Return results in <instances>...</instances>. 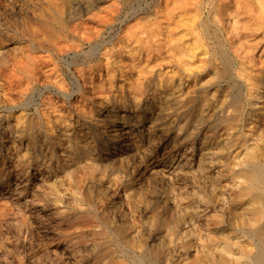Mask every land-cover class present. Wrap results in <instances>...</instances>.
I'll use <instances>...</instances> for the list:
<instances>
[{"label":"rangeland","instance_id":"1","mask_svg":"<svg viewBox=\"0 0 264 264\" xmlns=\"http://www.w3.org/2000/svg\"><path fill=\"white\" fill-rule=\"evenodd\" d=\"M175 1L0 0V264H264V95L260 85L249 90L235 75L247 61L254 75L264 79V15L255 10L264 0H201L195 11L201 22L197 33L203 38L195 45L185 20L194 11L179 9L169 20L164 14L179 1L194 6L196 0ZM210 5L217 6L216 13L209 12ZM239 5L254 29L235 38L215 19L224 17L229 23ZM180 20L186 26L180 27ZM170 34L193 46L192 57L182 56L189 58L188 65L160 45Z\"/></svg>","mask_w":264,"mask_h":264},{"label":"bare ground","instance_id":"2","mask_svg":"<svg viewBox=\"0 0 264 264\" xmlns=\"http://www.w3.org/2000/svg\"><path fill=\"white\" fill-rule=\"evenodd\" d=\"M5 1V0H4ZM22 1V0H21ZM179 1V0H178ZM176 2L175 1V3H179L178 5L177 4H174V6L173 5H171L172 7L171 8H169V9H167L168 7H166V9H167V11H166V13L164 14V17H165V19L167 18L168 20L171 18V17H173V15H175L174 14V12L175 11H177V10H185V11H187V10H189L190 12H193V14H192V16L189 18V20H187V19H185L186 21H190L188 24H186V25H188L187 26V29L189 28V32H190V34H192L193 36H194V39H195V41H194V43H192L193 45H195V43H198V42H202V38H201V36H199V34L197 33L198 32V25H199V23H201L200 22V19H198V18H196V16H197V14H196V11H195V6H201V0H196V2H195V5L194 6H189V4L187 5V6H184V5H181V1H179V2ZM186 1V0H185ZM208 1V0H207ZM210 1V0H209ZM208 1V2H209ZM232 1V0H231ZM235 1V0H234ZM248 1V0H247ZM254 1H256V0H254ZM173 2H174V0H173ZM188 2V1H187ZM192 2H193V0H192ZM213 2V1H212ZM222 2V1H221ZM238 2V1H237ZM236 2V3H237ZM257 2V1H256ZM256 2H253V3H256ZM112 3V2H111ZM164 3H166V2H164ZM185 3V2H184ZM214 3V2H213ZM227 3V2H226ZM228 3H229V1H228ZM248 3V2H247ZM258 3V2H257ZM263 3V2H262ZM261 3V4H262ZM31 4V3H30ZM171 4V3H170ZM217 4V3H216ZM233 4V3H232ZM250 3H248V5H249ZM261 4H260V6H255L256 8H255V10H256V12L258 13L257 15H259V16H262V14L264 15V5L263 6H261ZM112 5V4H111ZM213 5V4H212ZM221 5V4H220ZM226 5V4H225ZM224 5V6H225ZM236 5V4H235ZM244 5H246V4H243V6ZM248 5H246V6H248ZM253 5V4H252ZM259 5V4H258ZM18 7V6H17ZM28 7V6H27ZM58 7V6H57ZM108 7V6H107ZM106 7V8H107ZM131 7V6H130ZM155 7V6H154ZM159 7V6H158ZM217 6H211L210 5V10H209V12H211V13H216V11H217V9L218 8H216ZM223 7V6H222ZM221 7V8H222ZM236 8H235V13L234 14H232V16H231V21L229 22V23H226V22H224L223 21V18H222V20H221V18L220 19H215V23L219 26V27H221V28H223V27H225V28H228V30H229V34L231 35V37H235V38H238L239 37V35L240 34H242L243 32L242 31H245L244 33H246V31H248V30H250V29H254V26H252L253 28H251V26L250 25H247V23H246V17L245 16H242V15H244V14H242L241 15V12H243L244 10H242V9H244V8H242L240 5L239 6H235ZM245 7V6H244ZM49 8V7H48ZM112 8V7H111ZM136 8V7H135ZM156 8H157V6H156ZM200 8V7H199ZM206 8V7H205ZM224 8V7H223ZM242 8V9H241ZM247 9L249 8H251V7H246ZM110 9V8H109ZM109 9H108V11H109ZM115 9V8H114ZM125 9V8H124ZM130 9V8H129ZM128 9V10H129ZM134 9V8H133ZM133 9H131V11L133 10ZM142 9V8H141ZM162 9V8H161ZM166 9H164V10H166ZM234 9V8H233ZM248 9V10H249ZM252 9V8H251ZM17 10V9H16ZM24 10V9H23ZM135 10V9H134ZM157 10H158V8H157ZM226 10V9H225ZM4 10H2V12H3ZM6 11H8V10H6ZM101 11V10H100ZM106 11V10H105ZM104 11V12H105ZM131 11H130V13H131ZM152 11V10H151ZM150 11V12H151ZM201 11V10H200ZM223 11H224V9H223ZM227 11V10H226ZM247 11V10H246ZM16 12V11H15ZM107 12V11H106ZM121 12V11H120ZM129 12V11H128ZM143 11H141V13H142ZM148 12V11H147ZM158 12H160V11H158ZM157 12V13H158ZM189 12V13H190ZM199 12V11H198ZM228 12V11H227ZM226 12V13H227ZM248 12V11H247ZM246 12V13H247ZM250 12H253V11H250ZM18 13H19V11H18ZM95 13V12H94ZM102 13V12H101ZM114 13V12H113ZM129 13V14H130ZM161 13V12H160ZM186 13V12H185ZM220 13H221V11H220ZM13 14V13H12ZM103 14V13H102ZM112 14V13H111ZM125 14V13H124ZM123 14V15H124ZM132 14V13H131ZM229 14V13H228ZM256 14V13H255ZM254 14V15H255ZM15 15H17V14H15ZM107 16H108V14H106ZM114 15V14H113ZM137 15V14H136ZM145 15V14H144ZM208 15V14H207ZM212 15V14H211ZM256 15V16H257ZM132 16V15H131ZM139 16V15H138ZM147 16V15H146ZM157 16V15H156ZM178 16H180V15H178ZM184 16V15H183ZM182 16V17H183ZM185 16H186V14H185ZM188 16V15H187ZM190 16V15H189ZM201 16V15H200ZM221 16V15H220ZM224 16V15H223ZM230 16V15H229ZM253 16V15H252ZM252 16H251V18L250 19H252ZM125 17V16H124ZM161 17V16H160ZM177 17V16H176ZM218 17V16H217ZM263 17V16H262ZM261 17V18H262ZM82 18V17H81ZM90 18V17H89ZM109 18V17H108ZM145 18H147V17H145ZM178 18V17H177ZM213 18V17H212ZM249 18V17H248ZM254 18H255V16H254ZM254 18H253V21H254ZM260 18V19H261ZM107 19V18H106ZM111 19V18H110ZM154 19V18H153ZM152 19V20H153ZM155 19H157L156 17H155ZM154 19V20H155ZM181 19V18H180ZM184 19V18H183ZM214 19V18H213ZM225 19V18H224ZM93 20V19H92ZM117 20V19H116ZM121 20H122V18H121ZM147 20H150V19H147ZM160 20H161V18H160ZM159 20V21H160ZM163 20V19H162ZM177 20V19H176ZM176 20H174V21H176ZM182 20V19H181ZM178 21V23L181 25L180 27H182V25H185V24H183L184 22H182V21ZM258 20V19H257ZM102 21V20H101ZM110 21V20H109ZM112 21V20H111ZM118 21H120V20H118ZM128 21V20H127ZM142 21V20H141ZM144 21V20H143ZM166 21V20H165ZM250 21V20H249ZM259 21V20H258ZM105 22V21H104ZM122 22V21H121ZM152 22H154V21H152ZM151 22V23H152ZM260 22V21H259ZM262 22H264L263 20H262ZM103 23V22H102ZM132 23H134L133 21H132ZM145 23V22H144ZM174 23V22H173ZM209 23V22H208ZM253 23V22H252ZM256 23V22H255ZM99 24V23H98ZM110 24H112V23H110ZM131 24V23H130ZM137 24V23H136ZM140 24V23H139ZM138 24V25H139ZM142 24V23H141ZM147 24H149V23H147ZM175 24H176V22H175ZM174 24V25H175ZM204 24V23H203ZM257 24H260V23H257ZM262 24V23H261ZM261 24H260V26H261ZM82 25V24H81ZM88 25H90V24H88ZM93 25H94V23H93ZM137 25V26H138ZM145 25V24H144ZM159 25V24H158ZM166 25V24H165ZM168 25H170V24H168ZM185 25V26H186ZM201 25V24H200ZM263 25H264V23H263ZM80 26V25H79ZM121 26V25H120ZM132 26V25H131ZM130 26V27H131ZM136 26V27H137ZM140 26V25H139ZM142 26V25H141ZM171 26V25H170ZM185 26H183V27H185ZM206 26V25H205ZM103 27V26H102ZM166 27V26H165ZM179 27V26H178ZM179 27V28H180ZM202 27H203V25H202ZM93 28V27H92ZM105 28V27H104ZM129 28V27H128ZM133 28V27H132ZM131 28V29H132ZM172 28V27H171ZM175 28V27H174ZM260 28V27H259ZM120 29V28H119ZM137 29V28H136ZM142 29V28H141ZM162 29V28H161ZM164 29V28H163ZM167 29V28H166ZM176 29H178V28H176ZM208 29V28H207ZM224 29V28H223ZM87 30V29H86ZM85 30V31H86ZM111 30H113V29H111ZM123 30V29H122ZM125 30V29H124ZM135 30V29H134ZM150 30H153V29H150ZM256 30V29H255ZM254 30V31H255ZM257 30H259V29H257ZM256 30V31H257ZM261 30V29H260ZM259 30V31H260ZM72 31V30H71ZM70 31V32H71ZM95 31H98V30H95ZM108 31V30H107ZM130 31V30H129ZM158 31V30H157ZM159 31H161V30H159ZM169 31V30H168ZM173 31V30H172ZM185 31V30H184ZM264 31V30H263ZM122 32V31H121ZM126 32V31H125ZM137 32V31H136ZM166 32V31H165ZM180 32V31H179ZM251 32V31H250ZM96 33V32H95ZM128 33V32H127ZM131 33H134V32H131ZM147 33V32H146ZM159 33V32H158ZM182 33H183V31H182ZM204 33V32H203ZM248 33V32H247ZM139 34V33H138ZM166 34H167V32H166ZM206 34V33H205ZM228 34V33H227ZM73 35V34H72ZM81 35V34H80ZM95 35H97V34H95ZM121 35H123V34H121ZM135 35V34H134ZM133 35V36H134ZM137 35V34H136ZM150 35V34H149ZM169 35V34H168ZM171 35V34H170ZM184 35V34H183ZM209 35V34H208ZM213 35V34H212ZM215 35V34H214ZM243 35V34H242ZM256 35V34H255ZM66 36V35H65ZM103 36V35H102ZM109 36V35H108ZM160 36V35H159ZM206 36V35H205ZM210 36V35H209ZM224 36V35H223ZM226 36V35H225ZM77 37V36H76ZM79 37V36H78ZM89 37V36H88ZM100 37V36H99ZM120 37V36H119ZM129 37V36H128ZM139 37H141V36H139ZM152 37H154L153 35H152ZM157 37H158V34H157ZM165 37H167V39L165 38ZM165 37H164V39H162L161 41H159V42H161L160 43V45H162V46H165V47H167L168 49L169 48H171L172 50H174V51H172L173 52V56H175L176 57V59L178 60V62H181L182 60H183V62L185 61V64L186 65H188L189 64V61H187V60H185L184 58H182V56H187V57H189V56H193L192 55V48H193V46H189L191 43H185V45H183V43H181V40H179V38H176V39H174V37L171 35V37L168 39V36H166L165 35ZM177 37V36H176ZM181 37V36H180ZM186 37V36H185ZM231 37H229V39H230V41L233 43V40L234 39H231ZM242 37V36H241ZM261 37V36H260ZM92 38V37H91ZM111 38V37H110ZM117 38V37H116ZM129 38H131V37H129ZM128 38V39H129ZM136 38V37H135ZM138 38V37H137ZM182 38V37H181ZM180 38V39H181ZM189 38V37H188ZM216 38H218V36L216 37ZM263 38V37H262ZM78 39V38H77ZM83 39H85V38H83ZM90 39V38H89ZM94 39V38H93ZM105 39V38H104ZM118 39V38H117ZM121 39V38H120ZM145 39H146V37H145ZM184 39V38H183ZM200 39V41H198ZM211 39V38H210ZM255 39H256V37H255ZM264 39V38H263ZM262 39V40H263ZM9 40V39H8ZM62 40V39H61ZM80 40V39H79ZM101 40V39H100ZM110 40V39H109ZM142 40V39H141ZM190 40H191V38H190ZM242 40H244V39H242ZM241 40V41H242ZM246 40V39H245ZM248 40V39H247ZM247 40H246V42H247ZM66 41V40H65ZM81 41V40H80ZM135 42L137 41V40H134ZM145 41V40H144ZM157 41V40H156ZM187 41H189V40H186V41H184V42H187ZM214 41V40H213ZM235 41H237V40H235ZM239 41V40H238ZM237 41V42H238ZM264 41V40H263ZM69 42V41H68ZM67 42V43H68ZM74 42H76V40L74 41ZM73 42V43H74ZM84 42V41H83ZM127 42V41H126ZM140 42V41H139ZM141 42H143V41H141ZM148 42H150V41H148ZM153 42V41H152ZM192 42V41H191ZM258 42V41H257ZM124 43V42H123ZM138 43V42H137ZM151 43V42H150ZM149 43V44H150ZM158 43V42H157ZM156 43V44H157ZM220 43V42H219ZM239 43H240V41H239ZM239 43H238V45H239ZM242 43V42H241ZM251 43V42H250ZM254 43V42H253ZM28 44V43H27ZM62 44V43H61ZM69 44V43H68ZM82 44V43H81ZM247 44V43H246ZM255 44V43H254ZM253 44V45H254ZM257 44V43H256ZM260 44V43H259ZM259 44H257V45H259ZM30 45V44H29ZM58 45H60V44H58ZM79 45V44H78ZM97 45V44H96ZM100 45V44H99ZM114 45V44H113ZM126 45V44H125ZM138 45V44H137ZM145 45V44H144ZM150 45H152V44H150ZM150 45H149V47H150ZM186 45H188V46H186ZM199 45V44H198ZM197 45V46H198ZM232 45V44H231ZM234 45V44H233ZM236 45V44H235ZM235 45H234V47H235ZM241 45V44H240ZM239 45V46H240ZM67 46V45H66ZM112 46V45H111ZM116 46V45H115ZM117 46H119L120 47V45H117ZM117 46H116V48H117ZM124 46V45H123ZM134 46V45H133ZM148 45H146V48L148 49V47H147ZM206 46V45H205ZM220 46V45H219ZM243 46V45H242ZM250 46V45H249ZM30 47V46H29ZM35 47V46H34ZM65 47V46H64ZM105 47V46H104ZM141 47V46H140ZM153 47V46H152ZM192 47V48H191ZM195 47V46H194ZM201 47H202V45H201ZM200 47V48H201ZM207 47V46H206ZM233 47V48H234ZM252 47H254V46H252ZM63 48V47H62ZM66 48V47H65ZM76 48V47H75ZM106 48V47H105ZM104 48V49H105ZM133 48V47H132ZM139 48V47H138ZM167 48H165V50L167 49ZM239 48V47H238ZM248 47H246V49H247ZM261 48H262V46H261ZM64 49V48H63ZM89 49V48H88ZM92 49H93V47H92ZM118 49V48H117ZM116 49V50H117ZM143 49V48H142ZM160 49V48H159ZM171 49L169 50V51H171ZM194 49V48H193ZM204 49V48H203ZM208 49V48H207ZM229 49V48H228ZM235 50H237L236 48H234ZM251 49V48H250ZM257 49V48H256ZM67 50V49H66ZM72 50V49H71ZM113 50V49H112ZM119 50V49H118ZM117 50V51H118ZM122 50V49H121ZM125 50V49H124ZM123 50V51H124ZM131 50H133V49H131ZM164 50V49H163ZM178 50V51H177ZM214 50V49H213ZM232 50V49H231ZM255 50V49H254ZM260 50V49H259ZM263 50V49H262ZM36 51V50H35ZM65 51V50H64ZM73 51H75V50H73ZM78 51V50H77ZM82 51V50H81ZM84 51V50H83ZM88 51V50H87ZM89 51H90V49H89ZM92 51V50H91ZM116 51V52H117ZM120 51V50H119ZM135 51V50H134ZM133 51V52H134ZM145 51H147L146 49H145ZM152 51V50H151ZM156 51V50H155ZM192 51V52H191ZM200 51V50H199ZM203 51V50H202ZM208 51V50H207ZM219 51V50H218ZM41 52V51H40ZM53 52V51H52ZM86 52V51H85ZM125 52V51H124ZM161 52V51H160ZM164 52V51H163ZM166 53H167V51H165ZM174 52L176 53L175 55H174ZM191 52V53H190ZM205 52V51H204ZM249 52H251V51H249ZM264 52V51H263ZM262 52V53H263ZM61 53H63L62 51H61ZM78 53H80V52H78ZM84 53V52H83ZM95 53V52H94ZM98 53V52H97ZM102 53V52H101ZM103 53H104V51H103ZM102 53V54H103ZM114 53V52H113ZM123 53V52H122ZM126 53V52H125ZM135 53V52H134ZM151 53V52H150ZM195 53V52H194ZM201 53V52H200ZM232 53H234V51L232 52ZM237 53V52H236ZM31 54V53H30ZM39 54V53H38ZM52 54V53H51ZM124 54V53H123ZM140 54V53H139ZM149 54V53H148ZM168 54H169V52H168ZM172 54V53H171ZM178 54V55H177ZM212 54V53H211ZM219 54V53H218ZM222 54V53H221ZM241 54V53H240ZM260 54V53H259ZM16 55H18V54H16ZM43 55V54H42ZM58 55V54H57ZM126 55H127V53H126ZM129 55H130V53H129ZM156 55H158L157 53H156ZM202 55V54H201ZM242 55V54H241ZM61 56V55H60ZM116 56V55H115ZM120 56V55H119ZM131 56V55H130ZM136 56H137V54H136ZM155 56V54L153 55V57ZM161 56V55H160ZM197 56H199V55H197ZM225 56V55H224ZM233 56V55H232ZM239 56V55H238ZM17 57V56H16ZM58 57V56H57ZM104 57H107V56H104ZM128 57V56H127ZM138 57V56H137ZM143 57V56H142ZM152 57V58H153ZM157 57V56H156ZM169 57V56H168ZM167 57V58H168ZM171 57V56H170ZM206 57V56H205ZM213 57V56H212ZM211 57V58H212ZM229 56H227V58H228ZM242 58H243V56H241ZM241 57H237V58H240L241 59ZM257 57V56H256ZM260 57V56H259ZM46 58V57H45ZM87 58V57H86ZM108 58V57H107ZM111 58V57H110ZM110 58H108V59H110ZM117 58H119V57H116V59ZM132 58V57H131ZM202 58V57H201ZM200 58V59H201ZM214 58V57H213ZM247 58V57H246ZM38 59V58H37ZM40 59V58H39ZM88 59V58H87ZM107 59V60H108ZM120 59H121V57H120ZM119 59V60H120ZM133 59V58H132ZM171 59L172 58H170V61H171ZM175 59V60H176ZM182 59V60H181ZM194 59V58H193ZM205 59V58H204ZM248 59H250V58H248ZM22 60V59H21ZM41 60V59H40ZM55 60V59H54ZM89 60V59H88ZM99 60V59H98ZM106 60V59H105ZM151 60V59H150ZM162 60V59H161ZM167 60V59H166ZM175 60H173V61H175ZM212 60V59H211ZM247 60V59H246ZM251 60V59H250ZM260 60V59H259ZM103 61V60H102ZM112 61V60H111ZM117 61V60H116ZM136 61V60H135ZM139 61V60H138ZM145 61V60H144ZM156 61V60H155ZM155 61H154V63H155ZM168 61V60H167ZM204 61V60H203ZM213 61V60H212ZM252 61V60H251ZM251 61H250V64H251ZM4 62V61H3ZM12 62V61H11ZM65 62V61H64ZM87 62V61H86ZM104 62V61H103ZM115 62V61H114ZM124 62H125V60H124ZM133 62V61H132ZM164 62V61H163ZM172 62V61H171ZM171 62H170V64H171ZM192 62V61H191ZM206 62V61H205ZM245 62V61H244ZM256 62V61H255ZM261 62V61H260ZM259 62V63H260ZM42 63V62H41ZM63 63V62H62ZM68 63V62H67ZM105 63H106V61H105ZM111 63V62H110ZM113 63V62H112ZM126 63V62H125ZM139 63V62H138ZM159 63V62H158ZM162 63V62H161ZM165 63V62H164ZM167 63V62H166ZM169 63V62H168ZM218 63V62H217ZM221 63V62H220ZM246 63H247V61H246ZM246 63L244 64L243 62H242V64H240V63H238V64H240L239 66H238V68H237V70L235 71L236 73H235V75L239 78V79H243L244 81H245V85H247V89H249V90H254V88L257 86V87H259V85L262 87V90H263V95H264V79H263V77L261 78V77H256L255 75H254V72L253 71H255V70H253V67L252 66H250V65H246ZM258 63V64H259ZM118 64H120V62H118ZM117 64V65H118ZM124 64V63H123ZM122 64V65H123ZM127 64H129L128 63V61H127ZM130 64H132V63H130ZM129 64V65H130ZM137 64V63H136ZM145 63H143V65H144ZM153 64V63H152ZM156 64H157V62H156ZM176 64H177V62H176ZM179 64V63H178ZM222 64V63H221ZM253 64H255V63H253ZM257 63H256V65H258ZM264 64V63H263ZM13 65V64H12ZM42 65V64H41ZM65 65V64H64ZM86 65V64H85ZM92 65V64H91ZM96 65H97V63H96ZM95 65V66H96ZM126 65V64H125ZM148 65H151V64H148ZM154 66H155V64H153ZM180 65V64H179ZM183 65V64H182ZM200 65V64H199ZM198 65V66H199ZM39 66V65H38ZM66 66V65H65ZM84 66V65H83ZM131 66V65H130ZM133 66H134V64H133ZM137 66V65H136ZM141 66V65H140ZM184 66V65H183ZM192 66H193V64H192ZM196 66V64H194V67ZM202 66H203V64H202ZM210 66V65H209ZM221 66V65H220ZM223 66H224V64H223ZM61 67V66H60ZM67 67V66H66ZM87 67H89V66H87ZM105 67V66H104ZM122 67V66H121ZM127 68L129 67V66H126ZM148 67V66H147ZM151 67V66H150ZM156 67H158V66H156ZM161 67V66H160ZM160 67H159V69H160ZM191 67V66H190ZM194 67H192V68H194ZM214 67V66H213ZM257 67H259V66H257ZM264 66H262V68H263ZM3 68V67H2ZM46 68V67H45ZM64 68V67H63ZM78 68V67H77ZM86 68V67H85ZM100 68V67H99ZM106 68H107V66H106ZM116 68V67H115ZM133 68V67H132ZM131 68V69H132ZM134 68H135V66H134ZM133 68V69H134ZM154 68V67H153ZM153 68H150V69H153ZM171 68V67H170ZM39 69V68H38ZM83 69V68H82ZM112 69H113V67H112ZM140 69H142L141 67H140ZM155 69V68H154ZM163 69V68H162ZM174 69V68H173ZM184 69H186L187 70V68H184ZM212 69V68H211ZM4 70V69H3ZM46 70V69H45ZM44 70V71H45ZM72 70V69H71ZM74 70H76V69H74ZM108 70V69H107ZM124 70V69H123ZM149 70V69H148ZM157 70V69H156ZM18 71V70H17ZM43 71V70H42ZM73 71V70H72ZM71 71V72H72ZM101 71V70H100ZM118 71H120V70H118ZM135 71V70H134ZM150 71V70H149ZM158 71V70H157ZM168 71V70H167ZM181 71V70H180ZM184 71V70H183ZM219 71H221V70H219ZM257 71V70H256ZM264 71V70H263ZM47 72V71H46ZM49 72V71H48ZM121 72V71H120ZM138 72V71H137ZM148 72V71H147ZM172 72V71H171ZM188 72V71H187ZM218 72V71H217ZM6 73H8V72H6ZM40 73V72H39ZM88 73V72H87ZM134 73V72H133ZM139 73V72H138ZM143 73H145V72H143ZM182 73V72H181ZM226 73V72H225ZM45 74V73H44ZM51 74V73H50ZM56 74V73H55ZM78 74V73H77ZM84 74V73H83ZM89 74V73H88ZM106 74V73H105ZM110 74H113V73H111L110 72ZM120 74V73H119ZM129 74V73H128ZM142 74V73H141ZM262 74V73H261ZM1 75V74H0ZM46 75H47V73H46ZM52 75V74H51ZM78 75H80V74H78ZM85 75H87V74H85ZM108 75V74H107ZM150 75V74H149ZM158 75V74H157ZM171 75V74H170ZM175 75V74H174ZM173 75V76H174ZM179 75V74H178ZM213 76V74H210V76ZM40 76V75H39ZM45 76V75H44ZM61 76V75H60ZM66 76V75H65ZM74 76H76V75H74ZM84 76V75H83ZM90 76V75H89ZM114 76V75H113ZM112 76V77H113ZM126 76V75H125ZM136 76V75H135ZM143 76H144V74H143ZM153 76V75H152ZM155 76V75H154ZM160 76V75H159ZM158 76V77H159ZM183 76V75H182ZM194 76V75H193ZM204 76V75H203ZM2 77V76H1ZM4 77H5V75H4ZM99 77V76H98ZM136 77H139V75L138 76H136ZM168 77V76H167ZM186 77V76H185ZM206 77V76H205ZM215 77V76H214ZM221 77V76H220ZM219 77V78H220ZM43 78V77H42ZM47 78V77H46ZM68 78V77H67ZM105 78H106V76H105ZM118 78V77H117ZM164 78V77H163ZM169 78V77H168ZM182 78V77H181ZM212 78V77H211ZM44 79V78H43ZM54 79V78H53ZM77 79V78H76ZM83 79V78H82ZM98 79V78H97ZM102 79H103V77H102ZM110 79V78H109ZM123 79V78H122ZM131 79H132V77H131ZM167 79V78H166ZM207 79V78H206ZM216 79V78H215ZM4 80V79H3ZM46 80V79H45ZM48 80V79H47ZM55 80V79H54ZM58 80V79H57ZM66 80V79H65ZM79 80V79H78ZM91 80V79H90ZM94 80V79H93ZM110 80H112V79H110ZM115 80V79H114ZM127 80V79H126ZM135 80H137V79H135ZM141 80H142V78H141ZM140 80V81H141ZM154 80H156V79H154ZM159 80H161V79H159ZM188 80V79H187ZM2 81V80H1ZM9 81V80H8ZM28 81V80H27ZM41 81V80H40ZM39 81V82H40ZM50 81V80H49ZM51 81H53V80H51ZM50 81V82H51ZM64 81V80H63ZM98 81V80H97ZM96 81V82H97ZM125 81V80H124ZM150 81V80H149ZM184 81V80H183ZM192 81V80H191ZM218 81V80H217ZM31 82H33V81H31ZM48 82V81H47ZM49 82V83H50ZM57 82H59V81H57ZM60 82H61V80H60ZM100 82V81H99ZM102 82V81H101ZM120 82V81H119ZM132 82H133V80H132ZM141 82H143V80L141 81ZM194 82V81H193ZM9 83V82H8ZM13 83V82H12ZM35 83V82H34ZM63 83V82H62ZM82 83H83V81H82ZM82 83H80V84H82ZM95 83V82H94ZM105 83V82H104ZM103 83V84H104ZM140 83V82H139ZM149 83V82H148ZM154 83V82H153ZM153 83H151L152 85H153ZM172 83V82H171ZM207 83V82H206ZM24 84V83H23ZM33 84V83H32ZM54 84H55V82H54ZM64 84H65V82H64ZM86 84V83H85ZM98 84V83H97ZM109 84V83H108ZM108 84H106L107 86H108ZM142 84H144V82L142 83ZM150 84V83H149ZM156 84V83H155ZM199 84V83H198ZM204 84V83H203ZM4 85V84H3ZM7 85V84H6ZM19 85V84H18ZM30 85V84H29ZM49 85V84H48ZM51 85V84H50ZM59 85V84H58ZM99 85L101 86V84L99 83ZM105 85V84H104ZM130 85V84H129ZM128 85V86H129ZM133 85V84H132ZM200 85V84H199ZM198 85V86H199ZM11 86V85H10ZM14 86V85H13ZM24 86H25V84H24ZM43 87H44V85H42ZM52 86H53V83H52ZM59 86H61V85H59ZM69 86V85H68ZM100 86H99V88H100ZM110 86V85H109ZM147 86V85H146ZM176 86V85H175ZM179 86V85H178ZM192 86V85H191ZM3 87V86H2ZM26 87V86H25ZM46 87H47V85H46ZM45 87V88H46ZM66 87V86H65ZM78 87V86H77ZM86 87V86H85ZM112 87H114V86H112ZM124 87V86H123ZM130 87V86H129ZM132 87V86H131ZM130 87V88H131ZM165 87V86H164ZM181 87V86H180ZM190 87V86H189ZM204 87V86H203ZM206 87V86H205ZM9 88V87H8ZM24 88V87H23ZM27 88V87H26ZM91 88H94V87H91ZM116 88V87H115ZM122 88V87H121ZM135 88V87H134ZM142 88V87H141ZM160 88V87H159ZM5 89V88H4ZM11 89V88H10ZM19 89H21V87L19 88ZM18 89V90H19ZM61 89V88H60ZM95 89V88H94ZM93 89V90H94ZM102 89H103V87H102ZM112 89V88H111ZM110 88H109V90H111ZM114 89V88H113ZM133 89V88H132ZM139 89V88H138ZM137 89V90H138ZM152 89V88H151ZM157 89V88H156ZM187 89V88H186ZM185 89V90H186ZM259 89H260V87H259ZM23 90V89H22ZM21 90V91H22ZM34 90V89H33ZM59 90V89H58ZM78 90H80V89H78ZM89 90H90V88H89ZM88 90V91H89ZM98 90H101V89H98ZM135 90V89H134ZM155 90V89H154ZM168 90V89H167ZM175 90V89H174ZM182 90V89H181ZM200 90V89H199ZM10 91V90H9ZM15 91V90H14ZM47 91V90H46ZM67 91V90H66ZM74 91V90H73ZM86 91V90H85ZM96 91V90H95ZM119 91H121V90H119ZM128 91V90H127ZM136 91V90H135ZM141 91V90H140ZM139 91V92H140ZM157 91V90H156ZM163 91V90H162ZM176 91V90H175ZM187 91V90H186ZM198 91V90H197ZM255 91V90H254ZM2 92V91H1ZM3 92H5L4 90H3ZM69 92H70V90H69ZM78 92V91H77ZM87 92V91H86ZM102 92V91H101ZM115 92V91H114ZM129 92V91H128ZM147 92V91H146ZM34 93V92H33ZM32 93V94H33ZM59 93H61V91L59 92ZM90 93V92H89ZM131 92H129V95H132V94H130ZM134 93V92H133ZM155 93V92H154ZM189 93V92H188ZM187 93V94H188ZM249 94L251 93V92H248ZM47 94V93H46ZM49 94V93H48ZM62 94V93H61ZM65 94V93H64ZM63 94V95H64ZM71 94H74V93H71ZM87 94V93H86ZM104 94V93H103ZM123 94V93H122ZM148 94V93H147ZM171 94V93H170ZM184 94V93H183ZM182 94V95H183ZM186 94V95H187ZM190 94H193V93H191L190 92ZM213 94V93H212ZM254 94V93H253ZM9 95V94H8ZM19 95V94H18ZM70 95V94H69ZM68 95V96H69ZM75 95V94H74ZM98 95H100V94H98ZM119 95V94H118ZM135 95V94H134ZM145 95V94H144ZM149 95V94H148ZM152 95V94H151ZM185 94H184V96H186ZM189 95V94H188ZM215 95V94H214ZM263 95H261L262 97H263ZM3 96H5V95H3ZM21 96V95H20ZM30 96V95H29ZM45 96V95H44ZM65 97H68L67 95H64ZM76 96V95H75ZM78 96V95H77ZM90 96V95H89ZM94 96L95 97H97L96 95H95V93H94ZM102 96V95H101ZM114 96V95H113ZM168 96V95H167ZM195 96V95H194ZM199 96V95H198ZM206 96V95H205ZM213 96V95H212ZM248 96H250V95H248ZM16 97V96H15ZM18 97V96H17ZM24 97H25V95H24ZM48 97V96H47ZM104 97V96H103ZM107 97V96H106ZM105 97V98H106ZM118 97V96H117ZM119 97H121L120 95H119ZM127 97H128V95H127ZM144 97V96H143ZM169 97V96H168ZM173 97H174V95H173ZM188 97V96H187ZM186 97V98H187ZM208 97V96H207ZM223 97V96H222ZM225 97V96H224ZM257 97V96H256ZM10 98V97H9ZM9 98H8V100H9ZM44 98V97H43ZM46 98V97H45ZM79 98V97H78ZM86 98V97H85ZM89 98V97H88ZM87 98V99H88ZM99 98V97H98ZM109 98V97H108ZM116 98V97H115ZM131 98V97H130ZM166 98V97H165ZM172 98V97H171ZM178 98V97H177ZM179 98H180V96H179ZM184 98V97H183ZM202 98V97H201ZM203 98H204V96H203ZM202 98V99H203ZM264 98V97H263ZM1 99V98H0ZM13 99V98H12ZM16 99V98H15ZM33 99V98H32ZM47 99V98H46ZM86 99V100H87ZM100 99V98H99ZM112 99V98H111ZM139 99V98H138ZM151 99V98H150ZM185 99V98H184ZM211 99V98H210ZM216 98H214V101H216L215 100ZM224 99V98H223ZM239 99V98H238ZM6 100V99H5ZM17 100V99H16ZM52 100V99H51ZM55 100V99H54ZM57 100H58V98H57ZM75 100V99H74ZM101 100V99H100ZM165 100V99H164ZM176 100V99H175ZM183 100V99H182ZM190 100V99H189ZM201 100V99H200ZM222 100V99H221ZM243 100V99H242ZM241 100V101H242ZM10 101V100H9ZM14 101V100H13ZM49 101V100H48ZM64 101V100H63ZM69 101V100H68ZM77 101V100H76ZM79 101V100H78ZM118 101V100H117ZM150 101V100H149ZM161 101V100H160ZM159 101V102H160ZM166 101V100H165ZM171 101H173V100H171ZM194 101V100H193ZM205 101H207V100H205ZM213 101V100H212ZM41 102V101H40ZM49 102H51V101H49ZM109 102V101H108ZM138 102V101H137ZM168 102V101H167ZM167 102H165V103H167ZM177 102V101H176ZM179 102H182L181 100L179 101ZM199 102V101H198ZM261 102H262V100H261ZM14 103V102H13ZM59 103V102H58ZM74 103V102H73ZM89 103V102H88ZM116 103V102H115ZM143 103V102H142ZM170 103V102H169ZM187 103V102H186ZM190 103H192V102H190ZM203 103H205V102H203ZM21 104V103H20ZM30 104V103H29ZM40 105H41V103H39ZM38 104V105H39ZM69 104V103H68ZM79 103H77V105H78ZM118 104V103H117ZM125 104V103H124ZM182 104V103H181ZM210 104H211V102H210ZM11 105H13V104H11ZM44 105H45V103H44ZM73 105V104H72ZM72 105H70V106H72ZM76 105V104H75ZM97 105H99V104H97ZM116 105V104H115ZM170 105V104H169ZM171 105H173V104H171ZM197 105V104H196ZM222 105V104H221ZM236 104H234V106H235ZM256 105V104H255ZM255 105H254V107H255ZM46 106V105H45ZM50 106H51V103H50ZM52 106H54V105H52ZM51 106V107H52ZM109 106V105H108ZM111 107H112V105H110ZM125 106V105H124ZM139 106V105H138ZM138 106H136V107H138ZM159 106V105H158ZM165 106V105H164ZM175 106V105H174ZM191 106V105H190ZM202 106V105H201ZM215 106V105H214ZM233 106V105H232ZM15 107H17V105H14V106H10V108H15ZM41 107H43V106H41ZM47 107V106H46ZM50 107V108H51ZM55 107V106H54ZM167 107V106H166ZM178 107V106H177ZM182 107V106H181ZM188 107V106H187ZM192 107V106H191ZM226 107V106H225ZM259 107H261V106H259ZM4 108V107H3ZM20 108V107H19ZM25 108V107H24ZM49 108V109H50ZM59 108V107H58ZM75 108V107H74ZM99 108H100V106H99ZM184 108V107H183ZM206 108V107H205ZM215 108V107H214ZM213 108V109H214ZM220 108V107H219ZM232 108H234V107H232ZM61 109H62V106H61ZM82 109V108H81ZM114 109V108H113ZM125 109V108H124ZM178 109V108H177ZM189 109V108H188ZM229 109V108H228ZM255 109V108H254ZM42 110V109H41ZM40 110V111H41ZM48 110V109H47ZM56 110V109H55ZM69 110H71V109H69ZM76 110H78V108H77V106H76ZM75 110V111H76ZM85 110H87V109H85ZM99 110V109H98ZM111 110V109H110ZM127 110V109H126ZM132 110V109H131ZM144 110V109H143ZM156 110V109H155ZM181 110V109H180ZM237 110H238V108H237ZM43 111V110H42ZM54 111V110H53ZM82 111H84V110H82ZM89 111H90V109H89ZM146 111V110H145ZM150 111V110H149ZM160 111V110H159ZM184 111V110H183ZM201 111V110H200ZM236 111V110H235ZM247 111V110H246ZM261 111V110H260ZM263 111V110H262ZM19 112H21V111H19ZM37 112V111H36ZM51 112V111H50ZM58 111H55V113H57ZM113 112H115V111H113ZM161 112V111H160ZM185 112V111H184ZM187 112V111H186ZM215 112V111H214ZM221 112H222V110H221ZM228 112V111H227ZM239 112V111H238ZM22 113V112H21ZM31 113V112H30ZM48 113H49V111H48ZM59 113V112H58ZM70 113V112H69ZM77 113H78V111H77ZM87 113V112H86ZM89 113V112H88ZM99 113V112H98ZM144 113V112H143ZM155 113V112H154ZM204 113V112H203ZM212 113V112H211ZM210 113V114H211ZM225 113V112H224ZM231 113V112H230ZM233 113V112H232ZM240 113V112H239ZM8 114V113H7ZM42 114V113H41ZM45 114H47V113H45ZM53 114V113H52ZM67 114V113H66ZM85 113H83V115H84ZM94 114H95V112H94ZM107 114V113H106ZM127 114V113H126ZM129 114V113H128ZM160 114V113H159ZM198 114H201V113H198ZM209 114V113H208ZM261 114H262V112H261ZM20 115V114H19ZM31 115V114H30ZM58 115V114H57ZM56 115V116H57ZM89 115V114H88ZM102 115V114H101ZM178 115V114H177ZM221 115V114H220ZM222 115H223V113H222ZM226 115H227V113H226ZM230 115V114H229ZM228 115V116H229ZM233 115V114H232ZM5 116V115H4ZM46 116V115H45ZM44 116V117H45ZM55 116V117H56ZM60 116V115H59ZM81 116V115H80ZM86 116V115H85ZM108 116V115H107ZM111 116V115H110ZM121 116V115H120ZM135 116V115H134ZM146 116V115H145ZM157 116H158V114H157ZM160 116V115H159ZM185 116V115H184ZM199 116V115H198ZM17 118H18V116H16ZM24 117V116H23ZM48 117V116H47ZM61 117H62V115H61ZM69 117V116H68ZM101 117V116H100ZM137 117V116H136ZM188 117V116H187ZM217 117V116H216ZM231 117H233V116H231ZM36 118V117H35ZM59 118V117H58ZM66 118V117H65ZM95 118V117H94ZM107 118V117H106ZM105 118V119H106ZM113 118H114V116H113ZM159 118V117H158ZM157 118V119H158ZM196 118V117H195ZM202 118V117H201ZM210 118V117H209ZM218 118V117H217ZM224 119H225V117H223ZM226 118H228V117H226ZM238 118V117H237ZM23 119V118H22ZM25 119V118H24ZM31 119H33V118H31ZM42 119V118H41ZM45 119V118H44ZM47 119V118H46ZM55 119H57V118H55ZM71 119V118H70ZM74 119V118H73ZM86 119V118H85ZM88 119V118H87ZM99 119V118H98ZM103 119V118H102ZM124 119V118H123ZM135 119H137V118H135ZM151 119V118H150ZM155 119V118H154ZM182 119V118H181ZM234 119V118H233ZM235 119H236V117H235ZM261 119V118H260ZM43 120V119H42ZM65 120V119H64ZM63 120V121H64ZM66 120H69V119H66ZM207 120V119H206ZM215 120H217V119H215ZM221 120H223L222 118H221ZM237 120V119H236ZM235 120V121H236ZM25 121V120H24ZM29 121V120H28ZM38 121V120H37ZM55 121H57V120H55ZM54 121V122H55ZM82 121V120H81ZM92 121V120H91ZM108 121V120H107ZM114 121V120H113ZM145 121V120H144ZM150 121V120H149ZM153 121V120H152ZM179 121V120H178ZM196 121V120H195ZM199 121H200V119H199ZM218 121V120H217ZM228 121V120H227ZM231 121V120H230ZM30 122H31V120H30ZM57 122H59V121H57ZM69 122V121H68ZM87 122V121H86ZM101 122H102V120H101ZM111 122V121H110ZM115 122V121H114ZM120 122V121H119ZM134 122V121H133ZM157 122V121H156ZM201 122V121H200ZM224 122V121H223ZM234 122V121H233ZM246 122V121H245ZM19 123H20V121H19ZM49 123V122H48ZM60 123V122H59ZM62 123V122H61ZM60 123V124H61ZM64 123V122H63ZM62 123V124H63ZM81 123V122H80ZM93 123V122H92ZM97 123V122H96ZM102 123H105V121L104 122H102ZM109 123V122H108ZM122 123H124V122H122ZM135 123H137V122H135ZM198 123V122H197ZM217 123H219V121L217 122ZM225 123V122H224ZM235 123V122H234ZM253 123V122H252ZM28 124H29V122H28ZM46 123L44 122V125H45ZM84 124V123H83ZM151 124V123H150ZM185 124H186V122H185ZM187 124H188V122H187ZM200 124V123H199ZM229 124V123H228ZM20 125V124H19ZM24 125V124H23ZM27 125V124H26ZM38 125V124H37ZM49 125H50V123H49ZM64 125V124H63ZM80 125V124H79ZM84 125H86V124H84ZM94 125V124H93ZM92 125V126H93ZM98 125V124H97ZM113 125V124H112ZM134 125V124H133ZM219 125V124H218ZM217 125V126H218ZM237 125V124H236ZM251 125V124H250ZM261 125V124H260ZM259 125V126H260ZM22 126V125H21ZM29 126V125H28ZM56 126H58V125H56ZM62 126V125H61ZM88 126V125H87ZM89 126L91 127V125L89 124ZM146 126V125H145ZM155 126V125H154ZM156 126H158V125H156ZM192 126H193V124H192ZM200 126V125H199ZM199 126H198V128H199ZM216 126V127H217ZM249 126V125H248ZM261 126H264V125H261ZM10 127V126H9ZM25 127V126H24ZM37 127V126H36ZM66 127V126H65ZM119 127H120V125H119ZM139 127V126H138ZM137 127V128H138ZM180 127V126H179ZM183 127V126H182ZM212 127V126H211ZM220 127V126H219ZM246 127V126H245ZM244 127V128H245ZM250 127V126H249ZM39 128V127H38ZM54 128V127H53ZM58 128V127H57ZM60 128V127H59ZM112 128V127H111ZM117 128V127H116ZM133 128V127H132ZM151 128V127H150ZM195 127H193V129H194ZM213 128H214V125H213ZM218 128V127H217ZM236 128V127H235ZM259 128H262V127H259ZM26 129H28V128H26ZM51 129V128H50ZM79 129V128H78ZM101 129H103V128H101ZM123 129H125V127L123 128ZM180 129H181V127H180ZM215 129V128H214ZM247 129V128H246ZM17 130H18V128H17ZM53 130V129H52ZM51 130V131H52ZM65 130V129H64ZM63 130V131H64ZM98 130V129H97ZM127 130V129H126ZM136 130V129H135ZM143 130V129H142ZM196 130V129H195ZM232 130V129H231ZM244 130V129H243ZM58 131V130H57ZM147 131V130H146ZM178 131H180V130H178ZM226 131V130H225ZM245 131V130H244ZM254 131V130H253ZM262 131V130H261ZM11 132V131H10ZM25 132V131H24ZM28 132V131H27ZM45 132V131H44ZM80 132V131H79ZM116 132V131H115ZM118 132V131H117ZM125 132V131H124ZM123 131H122V129H121V131H119V134L121 135V137L122 138H126V135H125V133H124ZM182 132V131H181ZM189 132V131H188ZM246 132H248L247 130H246ZM258 132H260V129H259V131ZM46 133H48V132H46ZM54 133V132H53ZM61 133V132H60ZM63 133V132H62ZM106 133V132H105ZM112 133H114V132H112ZM38 134V133H37ZM65 134V133H64ZM75 134V133H74ZM86 134V133H85ZM91 134V133H90ZM99 134V133H98ZM195 134V133H194ZM193 134V135H194ZM214 134V133H213ZM238 134V133H237ZM78 135V134H77ZM80 135V134H79ZM118 135V134H117ZM141 135H142V133H141ZM177 135V134H176ZM257 135H258V133H257ZM28 136V135H27ZM48 136V135H47ZM52 136V135H51ZM58 136V135H57ZM63 135H61V137H62ZM73 136H75V135H73ZM85 136V135H84ZM92 136V135H91ZM99 136V135H98ZM110 136V135H109ZM151 136V135H150ZM180 136V135H179ZM260 136V134L258 135V137ZM262 136V135H261ZM55 137V136H54ZM96 137V136H95ZM101 137V136H100ZM107 138H108V136H106ZM118 137H119V135H118ZM139 137V136H138ZM145 137V136H144ZM256 137V136H255ZM47 138V137H46ZM56 138H58V137H56ZM60 138V137H59ZM63 138H65L64 136H63ZM94 138V137H93ZM257 138V137H256ZM72 139H74V138H72ZM111 139V138H110ZM120 139V138H119ZM141 139V138H140ZM139 139V140H140ZM148 139V138H147ZM150 139V138H149ZM253 139V138H252ZM255 139V138H254ZM263 139V138H262ZM59 140V139H58ZM113 140V139H112ZM260 140V139H259ZM60 141H62V140H60ZM69 141V140H68ZM108 141V140H107ZM114 141V140H113ZM119 141V140H118ZM129 141V140H128ZM128 141H126L125 143L126 144H128ZM149 141V140H148ZM147 141V142H148ZM183 141V140H182ZM241 141H243V138H242V140ZM58 142V141H57ZM56 142V143H57ZM71 142V141H70ZM83 142V141H82ZM86 142V141H85ZM96 142V141H95ZM100 142V141H99ZM104 142V141H103ZM137 142V141H136ZM139 142V141H138ZM255 142H257L256 140H255ZM261 142V141H260ZM67 143V142H66ZM74 143H75V140H74ZM74 143H72V144H74ZM79 143V142H78ZM94 143V142H93ZM111 143V142H110ZM135 143V142H134ZM181 143V142H180ZM258 143H259V141H258ZM61 144V143H60ZM76 144V143H75ZM121 144V143H120ZM247 144V143H246ZM263 144V143H262ZM58 145V144H57ZM62 145H63V143H62ZM62 145H61V147H62ZM131 145V144H130ZM137 145V144H136ZM139 145V144H138ZM209 145V144H208ZM249 145V144H248ZM68 146V145H67ZM84 146V145H83ZM125 146V145H124ZM250 146V145H249ZM254 146V145H253ZM65 147V146H64ZM69 147V146H68ZM75 147V146H74ZM87 147V146H86ZM131 147H133V146H131ZM134 147H135V144H134ZM213 147V146H212ZM252 147V146H251ZM250 147V148H251ZM257 147V146H256ZM124 148V147H123ZM127 148H130V147H127ZM138 148V147H137ZM177 148V147H176ZM259 148V147H258ZM64 149V148H63ZM134 149V148H133ZM192 149V148H191ZM208 149V148H207ZM252 149V148H251ZM255 149V148H254ZM48 150H50V149H48ZM81 150V149H80ZM103 150V149H102ZM136 150V149H135ZM146 150V149H145ZM212 150V149H211ZM60 151V150H59ZM78 151H79V149H78ZM86 151H88V150H86ZM109 151V150H108ZM124 151V150H123ZM187 151V150H186ZM186 151H184V152H186ZM193 151H194V149H193ZM214 151V150H213ZM67 153H68V151H66ZM74 152V151H73ZM128 152V151H127ZM216 152V151H215ZM72 153V152H71ZM109 153V152H108ZM134 153V151L132 152V154ZM176 153V152H175ZM175 153H174V155H175ZM209 153H210V151H209ZM214 153V152H213ZM70 154V153H69ZM74 154V153H73ZM79 154V153H78ZM91 154V153H90ZM89 154V155H90ZM98 154V153H97ZM102 154V153H101ZM217 154V153H216ZM55 155V154H54ZM63 155H64V153H63ZM66 155V154H65ZM68 155V154H67ZM71 156H72V154H70ZM75 155V154H74ZM77 155V154H76ZM89 155H88V157H89ZM170 155V154H169ZM181 155V154H180ZM185 155V154H184ZM183 155V156H184ZM189 155V154H188ZM118 156V155H117ZM214 156V155H213ZM53 157V156H52ZM69 157V156H68ZM119 157V156H118ZM126 157V156H125ZM132 157H133V155H132ZM180 157V156H179ZM57 158V157H56ZM63 158H64V156H63ZM70 158V157H69ZM101 158V157H100ZM107 158V157H106ZM105 158V159H106ZM129 158H130V156H129ZM129 158H127V159H129ZM190 158V157H189ZM53 159V158H52ZM174 159V158H173ZM181 159V158H180ZM212 159V158H211ZM54 160V159H53ZM62 160V159H61ZM64 160V159H63ZM99 160V159H98ZM107 160V159H106ZM130 160H132V159H130ZM73 161V160H72ZM72 161H71V163H72ZM91 161H92V159H91ZM117 161H118V159H117ZM69 162V161H68ZM84 162V161H83ZM105 162V161H104ZM182 162V161H181ZM201 162V161H200ZM203 162V161H202ZM59 163H61V162H59ZM66 163V162H65ZM75 163V162H74ZM77 163V162H76ZM93 163V162H92ZM130 163V162H129ZM188 163V162H187ZM200 164V163H199ZM48 165V164H47ZM181 166V165H180ZM203 166V165H202ZM179 167V166H178ZM203 169V168H202ZM260 169V168H259ZM171 170V169H170ZM177 170V169H176ZM186 170H189V169H186ZM250 170V169H249ZM175 171V170H174ZM180 171V170H179ZM174 173V172H173ZM176 173V172H175ZM171 174V173H170ZM262 175V174H261ZM258 176V175H257ZM259 178V177H258ZM249 179V178H248ZM254 179H256L255 177H254ZM242 180V179H241ZM250 180V179H249ZM258 180V179H257ZM44 181V180H43ZM173 182V181H172ZM245 183V182H244ZM262 183V182H261ZM260 186V185H259ZM264 197V196H263ZM262 197V198H263ZM264 199V198H263ZM262 200V199H261ZM263 203H264V201H263ZM253 206V205H252ZM246 215V214H245ZM250 217L248 216V219H249ZM243 220H244V218H243ZM245 222H247V221H245ZM260 224V223H259ZM259 226V225H258ZM257 228V227H256ZM261 228V227H260ZM260 228H259V230H260ZM263 228V227H262ZM263 230V229H262ZM257 232V231H256ZM258 233V232H257ZM260 233V232H259ZM262 233H260V236H262L261 235ZM264 236V235H263ZM235 239V238H234ZM260 239V238H259ZM232 239H230V241H231ZM261 240H262V245H261V248H262V251H264V237H262L261 238ZM244 241H246V240H244ZM239 245H241L240 243H239ZM242 245H243V243H242ZM244 245H247L246 243L244 244ZM232 246H235V242H234V245H232ZM236 248H238V246L236 245ZM233 249V248H232ZM240 249V247L238 248V250ZM249 249H253V245H249ZM236 250V249H235ZM238 252V251H237ZM234 254V253H233ZM261 255H262V252H260V254L257 256V260L259 261L260 260V258H261ZM224 257H225V255H224ZM230 258V257H229ZM215 260V259H214ZM219 261V260H218ZM231 262V261H230ZM211 264V263H210Z\"/></svg>","mask_w":264,"mask_h":264}]
</instances>
